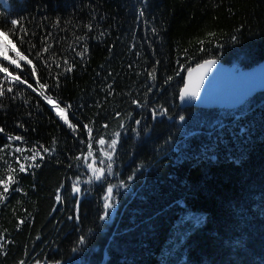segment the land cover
I'll list each match as a JSON object with an SVG mask.
<instances>
[{"label":"trees","instance_id":"trees-1","mask_svg":"<svg viewBox=\"0 0 264 264\" xmlns=\"http://www.w3.org/2000/svg\"><path fill=\"white\" fill-rule=\"evenodd\" d=\"M0 13V28L17 19L27 30L13 42L37 69L33 77L20 62L24 69L14 73L37 92L35 80L46 83L45 95L77 128L0 73V179L12 165L17 181L0 203V264H156L184 210L205 217L182 243L190 264H264V92L237 110L179 106L188 67L206 59L244 69L264 62V0H7ZM85 124L97 161L96 140L121 133L113 174L90 185L83 159L76 160L87 154ZM9 135L23 141L9 142ZM15 147H37L45 158L28 167L23 156L31 152ZM104 150L111 151L107 144ZM77 177L82 191L74 195ZM121 183L126 187H114V207L100 220L108 184Z\"/></svg>","mask_w":264,"mask_h":264},{"label":"snow or ice","instance_id":"snow-or-ice-1","mask_svg":"<svg viewBox=\"0 0 264 264\" xmlns=\"http://www.w3.org/2000/svg\"><path fill=\"white\" fill-rule=\"evenodd\" d=\"M5 3H7V0H4ZM140 15L143 16L144 13L143 11L140 12ZM0 16H3V13H0ZM59 21H57V24ZM10 25L12 26L11 29L6 30L4 28H0V73H2L5 77V79L8 81L9 84H19V85H26L27 88L31 89L33 92H37V88L33 86V83L28 82L27 77H23L22 75H17L14 74V71L17 69H21V61L24 62V65L30 66L31 68V76L35 77L37 75V69L36 66L33 63L32 59H29L28 55H25L18 47L17 44L13 42L12 36L17 35L19 32H23L24 35H27V30L20 26V22L17 19H11L10 20ZM89 30H91V26L89 25ZM155 31V30H154ZM211 35V34H210ZM19 43L23 44L24 39L23 37H19ZM201 44L203 41L200 42ZM30 47L34 48L35 45H32L31 42H29ZM203 49H201L202 51ZM44 52L48 51V48L45 47L43 49ZM87 51V49H85ZM12 53L14 55L10 56L9 54ZM77 55H82L81 53H77ZM36 58L40 59V53L38 52L36 54ZM4 62H7L6 64ZM67 60H65V64H67ZM217 61L215 59H206L203 61V63H198L195 67H188L187 68V79L184 83V87L180 89L179 91V99L181 102H185L187 100H198L200 98V88L204 83V79L207 76V74L212 70L213 66H215ZM13 66V70L10 71V67ZM60 65L57 64V67ZM66 72H71L72 67L69 65L66 69ZM149 75L153 76V79L155 78L152 73ZM171 79V77H169ZM35 84L38 85L40 91L37 92V94L45 101H47L49 104L52 105V108L55 110L56 115L60 118L61 121L69 129H71L73 132L77 130L76 126L73 123H70L68 117L64 114L65 109L60 107L58 103H55L52 99V96L50 95H45L44 90L48 87L46 83H41L39 79L35 80ZM58 86V85H57ZM111 87V85H109ZM13 88L8 87L7 92H12ZM5 94V90L3 87H0V96H3ZM244 100H241L240 103H244ZM133 104H135L137 107H141L142 105L136 101H132ZM68 107H71L70 105ZM167 110H164L162 114H166ZM156 118V113L155 111L153 112V119ZM179 120L181 122L185 121V116L180 115ZM135 123L137 125L140 124V120H136ZM20 126V125H18ZM121 128L124 127V125L121 123L119 125ZM104 128H108V125L105 124L103 125ZM84 129H87V135H88V143H87V154L84 155L83 157L77 156L76 160L79 161L83 159L85 167L87 169V172L90 174L88 179L83 181L85 184H92L93 182H100L105 175H112L113 174V166H114V154L116 151V146L119 142V137L121 135L120 132H114L112 134V139L110 141H106V139L101 136L98 140H96V143L100 146V156L102 159H97L95 158L94 152H93V135H92V130L89 128L87 124L83 125ZM4 132L3 128H0V133ZM7 140L9 142L11 141H23V137L21 136H11L9 135L7 137ZM55 140H53V144H55ZM107 144V146L111 149V151H105L104 147ZM10 147V144H6L5 148ZM41 149H43V152L52 154L55 149H49L43 145L39 146ZM4 149L0 148V152H3ZM24 152H31V155H25L23 156V161H31L32 163L28 165V167H39L38 164L35 163L37 160V157H39L40 160H43L45 157L38 151L37 147H32L30 149L22 148V147H15L14 148V153H24ZM91 158V160H90ZM2 159V157H0ZM90 160V162H89ZM15 163L19 166L18 171L20 173H26L27 169L25 166V163L21 161V157L17 156L15 159ZM5 164L7 165V161H5ZM71 167V165H69ZM16 171L15 168L12 167V165H7V172L8 175L0 179V188H2V191H0V203H3L4 201L7 200V197L5 196L6 193L9 192L10 186L14 183H17V181L14 179L13 173ZM132 177H129V180H131ZM80 185V180L79 177L76 178V180L72 184V194L78 195L81 193L82 189L79 186ZM63 187V185H61ZM114 187L117 188H124L126 187V184L121 183L119 185H112L108 184L106 188V194L103 196V209H104V214L99 217L100 220H105L106 217L109 215V210L113 209L114 207ZM16 192H20L21 189L19 187L15 188ZM56 201L59 203L61 202V194L60 190L57 189L56 195H55ZM77 205L79 204V201H76ZM69 219H72V217H69ZM78 220V216H77ZM200 220L197 219L196 223H199ZM19 224H23L24 221L20 220L18 222ZM3 241H4V236L0 234V249L3 248ZM81 244L85 243L84 237L80 238L79 241ZM7 243H11V241H7ZM77 249L73 248V251H76ZM19 264H25L23 260L19 262ZM39 264V262H37Z\"/></svg>","mask_w":264,"mask_h":264},{"label":"water","instance_id":"water-1","mask_svg":"<svg viewBox=\"0 0 264 264\" xmlns=\"http://www.w3.org/2000/svg\"><path fill=\"white\" fill-rule=\"evenodd\" d=\"M260 92H264V62L243 70L217 61L204 79L200 98L185 102L179 99V106L181 109H238ZM241 100L245 102L240 103Z\"/></svg>","mask_w":264,"mask_h":264},{"label":"rangeland","instance_id":"rangeland-1","mask_svg":"<svg viewBox=\"0 0 264 264\" xmlns=\"http://www.w3.org/2000/svg\"><path fill=\"white\" fill-rule=\"evenodd\" d=\"M0 2L6 4L4 0H0ZM21 62L24 63L23 61ZM21 69H24L23 65ZM21 69L17 70L21 71ZM14 74L19 75L18 72ZM197 219L200 220L199 223H196ZM204 220L205 217L202 211L184 210L176 221V225L170 234V237L164 243L162 250L159 252L156 264H190L185 254L186 247H183L182 243L186 235L193 229L201 226Z\"/></svg>","mask_w":264,"mask_h":264}]
</instances>
